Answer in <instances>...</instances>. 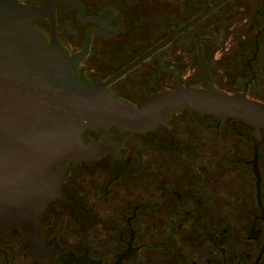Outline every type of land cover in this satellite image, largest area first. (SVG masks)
Returning <instances> with one entry per match:
<instances>
[{
	"label": "flooded vegetation",
	"instance_id": "af4514ba",
	"mask_svg": "<svg viewBox=\"0 0 264 264\" xmlns=\"http://www.w3.org/2000/svg\"><path fill=\"white\" fill-rule=\"evenodd\" d=\"M17 1L44 6L30 19L69 58L86 49L76 74L92 83L117 75L106 89L134 105L173 88L175 80L206 86L205 68L216 88L264 101V0ZM166 121L133 132L84 128V143L107 149L95 158L68 159L58 195L36 214L42 249L21 227L9 226L0 234V264H264V251L258 258L264 130L258 145L263 211L255 178L252 204L220 218L219 157L253 170V126L187 107ZM234 131L245 144L238 151L227 137ZM234 216L249 221L247 233L230 228Z\"/></svg>",
	"mask_w": 264,
	"mask_h": 264
},
{
	"label": "water",
	"instance_id": "95a60500",
	"mask_svg": "<svg viewBox=\"0 0 264 264\" xmlns=\"http://www.w3.org/2000/svg\"><path fill=\"white\" fill-rule=\"evenodd\" d=\"M43 8L17 0L0 2V234L9 226H19L32 239L31 245L42 249L36 214L58 195L68 159L73 157L76 162L95 158L107 149L84 143L80 137L84 128L113 125L131 132L143 131L157 123L167 124V117L184 107L220 118L232 116L235 121L253 126L251 163L258 206L263 211L258 145L264 130V101L248 97L245 91L229 93L216 88L205 68L206 86L184 85L175 80L173 88L134 105L106 89L117 75L92 83L74 72L86 49L69 58L58 42L49 44L30 19ZM263 251L264 243L258 258Z\"/></svg>",
	"mask_w": 264,
	"mask_h": 264
},
{
	"label": "rangeland",
	"instance_id": "374dc122",
	"mask_svg": "<svg viewBox=\"0 0 264 264\" xmlns=\"http://www.w3.org/2000/svg\"><path fill=\"white\" fill-rule=\"evenodd\" d=\"M184 117L194 116L193 114H183ZM241 129V127H239ZM229 139H232L231 143L233 146V151H238L242 148L245 144H243V140H241L238 134L234 131L232 134H228L227 136ZM227 138V139H228ZM228 139V141H230ZM221 154V151H220ZM235 157H239V155H235ZM247 157V155H246ZM226 157L220 156L219 157V181L221 182L220 185V204L218 206V213L219 217L225 216L224 214L227 213L228 210H234V214H237V208L243 207V204L251 205V196H253L254 190V181L255 175L253 170L244 164L243 161H233L229 164L224 162ZM227 167V172H225L224 166ZM261 167L264 169V153L261 159ZM228 169L230 171H228ZM230 195V196H229ZM230 197V200L227 198ZM222 202V203H221ZM247 202V203H246ZM116 203L113 201L109 202V206L113 208ZM230 204V205H229ZM233 205L231 208L230 206ZM229 207V208H228ZM239 218V217H238ZM225 221V220H224ZM249 221L237 219L234 216L229 221L230 228L236 233L240 231H245L247 233ZM243 241L242 237H239V241Z\"/></svg>",
	"mask_w": 264,
	"mask_h": 264
}]
</instances>
